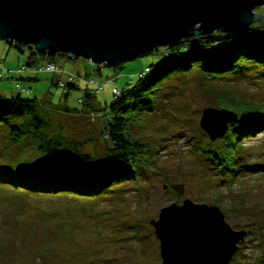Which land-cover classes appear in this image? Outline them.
I'll return each instance as SVG.
<instances>
[{
  "label": "rangeland",
  "instance_id": "1",
  "mask_svg": "<svg viewBox=\"0 0 264 264\" xmlns=\"http://www.w3.org/2000/svg\"><path fill=\"white\" fill-rule=\"evenodd\" d=\"M259 11L264 14V6ZM262 25L254 24L252 28L256 30L251 35L263 31ZM212 35L230 34L215 32ZM204 37L186 39L171 48L159 47L125 60L120 67L93 65L76 58L73 61L78 65L77 70H70V64L74 62L68 63L67 68L59 61L64 56L59 55L58 64L66 72L86 73L88 69L90 74H82L104 81V87L97 94V100L93 101L90 112L88 108L77 113L65 111V107L80 108L78 97L80 92L84 94L86 82L75 83L80 89L72 90L66 98L64 87L47 80L46 77L59 79L48 71L31 84L32 94L22 95L50 100L52 105H56L52 108V127L62 130L68 139L85 141V150L99 157L110 146L103 109L118 97L116 89L136 84L141 74L173 57L169 53L181 49L183 44L202 49L206 46ZM8 52L9 59L18 55L21 59L25 54L28 56L26 51L22 53L15 46L0 40V56L6 57ZM246 72L228 80L230 93L242 101L264 106L263 70L253 68ZM159 88V93L154 96L156 106L148 112L137 113L133 118V137L151 147V152L142 155L149 165L143 171L139 168L136 179L121 184L113 193L97 198L32 196L0 187V235H6L9 241V250L0 256L2 264H162L160 240L152 220L159 219L165 206L182 203L186 198L209 205H222L226 221L234 229H246L244 241L240 242V249L231 264H258L260 239L252 231L259 224L264 226V173L242 172L232 181L230 176L207 168V154L199 151L198 147L208 140L220 142L224 136L212 141L200 125L203 111L216 106L211 98V86L204 84L198 68L175 71L161 80ZM237 114L239 120L240 115ZM241 143L244 148L243 164L264 163V131L243 139ZM38 158L34 141L22 139L13 143L6 122H0V172L17 170L26 159L33 163ZM181 190L182 193L179 192ZM43 206L52 213V218L39 212ZM24 220L27 225H23ZM251 226L254 228L251 229ZM34 243L46 247L56 244L57 250L47 255L44 262L30 249Z\"/></svg>",
  "mask_w": 264,
  "mask_h": 264
},
{
  "label": "trees",
  "instance_id": "2",
  "mask_svg": "<svg viewBox=\"0 0 264 264\" xmlns=\"http://www.w3.org/2000/svg\"><path fill=\"white\" fill-rule=\"evenodd\" d=\"M246 34L247 30L230 35L205 36L206 46L202 49H193V46L183 44L180 50L171 51L172 58L169 57L160 65L151 66L140 75L136 84L123 88L121 94L103 109L107 118L110 146L99 157L85 150V141L68 139L62 130L52 127V108L56 105H52L50 100L38 96L24 97L22 93L26 92L17 91L16 88L14 95H0V122H6L12 142L31 139L36 143L40 157L33 163L26 159L17 170L0 172V187L19 190L32 196L66 198L76 195L97 198L113 193L121 184L136 179L139 168L143 171L149 165L143 156L151 152V147L143 140L133 137L131 129L134 116L142 111L148 112L156 106L154 96L159 93L162 79L168 78L175 71H189L192 68H198L204 84L211 86V98L216 108L228 107L240 115L237 122L230 123L227 134L220 140L221 143L208 140L206 144L198 147L199 151L207 154V168L230 176L232 181L242 172L264 173V163L243 164L244 148L241 145L243 139L264 131V106L237 98L230 93L228 84L232 76L245 75L249 69H262L264 74V29L257 35L254 34L255 36ZM216 41L220 42L219 48L213 46ZM18 49L22 53L28 52L24 64L29 67L47 60L58 63L59 55L71 60L76 59L68 54L50 55L38 53L33 48ZM123 62L109 67H120ZM88 72L90 74V70L86 69L87 74ZM39 76L41 74H28L27 79H37ZM22 78L23 76L19 82ZM52 80H55V77ZM56 86L59 87L58 84ZM89 87L84 88V94L80 92L85 98L79 103L80 108L65 107L66 112H82L84 108L92 111L90 109L93 107V101L97 100L98 93H93L91 89L94 87ZM74 89L80 87L75 83L65 87V97L67 98ZM26 94H32V90ZM147 161L151 162L150 159ZM39 212L49 218L53 217L46 206ZM27 224L24 220L23 225ZM252 228L254 227L251 226ZM252 232L260 239L258 244L261 254L258 264H264V226L259 224ZM8 242L6 235H0V256L2 252L9 250ZM55 246L56 244L46 247L34 243L30 249L36 253L39 260L45 262L47 255L57 250Z\"/></svg>",
  "mask_w": 264,
  "mask_h": 264
},
{
  "label": "water",
  "instance_id": "3",
  "mask_svg": "<svg viewBox=\"0 0 264 264\" xmlns=\"http://www.w3.org/2000/svg\"><path fill=\"white\" fill-rule=\"evenodd\" d=\"M263 6L264 0H0V40L38 53L68 54L93 65H112L186 39L215 32L234 34L264 24L259 11ZM237 120L233 110L209 107L200 125L215 141ZM187 208L212 210V219L231 234L229 252L221 263L230 264L246 229H234L219 205L189 198L165 206L159 219L152 220L162 264L163 240L157 224L165 221L166 210Z\"/></svg>",
  "mask_w": 264,
  "mask_h": 264
},
{
  "label": "bare ground",
  "instance_id": "4",
  "mask_svg": "<svg viewBox=\"0 0 264 264\" xmlns=\"http://www.w3.org/2000/svg\"><path fill=\"white\" fill-rule=\"evenodd\" d=\"M211 213L212 210L205 208L163 212L162 219L165 221L157 224V227L163 240L165 264L224 262L229 252V242L232 241L231 234L221 222L213 220Z\"/></svg>",
  "mask_w": 264,
  "mask_h": 264
},
{
  "label": "built area",
  "instance_id": "5",
  "mask_svg": "<svg viewBox=\"0 0 264 264\" xmlns=\"http://www.w3.org/2000/svg\"><path fill=\"white\" fill-rule=\"evenodd\" d=\"M256 29L255 28H249L247 29V34L246 36L251 35L252 32H254ZM248 38V37H247ZM215 48L220 47V42L216 41L215 44L213 45ZM171 55V53H169ZM0 68L3 69V72H0V83L4 79H8L10 82L15 83L17 91H24L26 93H30L31 89L23 88L19 82L21 76L23 73H29L31 75H40L43 72H51L54 74V76H58L59 79H56L57 83L60 84L62 87H67L70 83H84L87 85L88 88L89 86H95L94 89H91L93 93H99L102 91L104 87V81H99L96 80L95 78H90L88 75L87 79L84 74L81 73H71V72H66L64 68H62L58 63H55L54 61H44V62H38L36 64L27 66L26 64L20 65L16 67L15 69H7L3 67L2 63L0 62ZM85 73V72H83ZM87 74V73H85ZM112 72L110 73V75ZM65 76V77H63ZM116 94L120 95L121 94V89L117 88L116 89ZM84 96L81 94L78 98L79 103H82L84 101Z\"/></svg>",
  "mask_w": 264,
  "mask_h": 264
},
{
  "label": "crops",
  "instance_id": "6",
  "mask_svg": "<svg viewBox=\"0 0 264 264\" xmlns=\"http://www.w3.org/2000/svg\"><path fill=\"white\" fill-rule=\"evenodd\" d=\"M9 53L10 52H8V54H6V57H4V55L0 56V61H2V65H3V67L6 68V71H7V69H10L12 67L15 68V67H17V65H22V64L26 63L28 56L25 53H24L25 54L24 59H21L20 55H18L16 57H10V59H9V55H10ZM27 54H28V52H27ZM59 61L61 62V64H64L66 67H67L68 63L74 62L73 60L68 59V58H61ZM77 66L78 65L74 62V64H70L69 69L74 70L77 68ZM0 72H3L2 68H0ZM28 74L29 73H23L22 74L23 78L20 82H21L22 87L28 88V89L30 88L32 90V93H33L34 90H33V87H31V84L34 83L35 81L39 80L40 77H37V79L33 78V77H32L33 79H27ZM46 78H47V80L49 79L51 81V84L57 82V81H55L56 78H55V80H52V77H46ZM36 86H37V84H36ZM15 88H16L15 83H10L8 81V79H5L3 82L0 83V95H5V96L14 95L16 93Z\"/></svg>",
  "mask_w": 264,
  "mask_h": 264
}]
</instances>
